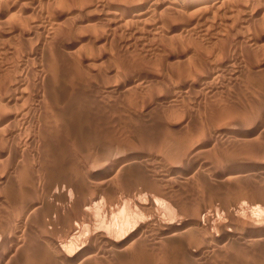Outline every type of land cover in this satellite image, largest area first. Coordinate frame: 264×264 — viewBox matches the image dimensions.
Masks as SVG:
<instances>
[{
	"label": "rangeland",
	"instance_id": "rangeland-1",
	"mask_svg": "<svg viewBox=\"0 0 264 264\" xmlns=\"http://www.w3.org/2000/svg\"><path fill=\"white\" fill-rule=\"evenodd\" d=\"M90 1L68 0L70 9L68 2L55 0L51 9L59 28L46 38L20 33L36 14L30 13L32 7L20 14L19 6H28L25 2L16 4V9L8 13L15 16L13 21L0 26V76L15 74L14 66L21 64L24 69L19 71L23 70L25 82L23 100L10 111L11 116L17 115L13 125L18 136L9 129L0 130V228L14 225L18 229L6 234L0 253L4 263L57 264L55 259L61 256L62 249L70 254L84 248L81 254L89 263L84 260L82 264H165L164 259L169 258L170 264H264V240L244 241L247 237L264 236V0H220L205 24L189 25L188 21L185 27L187 19L181 25L173 19L168 24L173 28L164 25L165 31L159 29L162 31H155L154 36L145 27L146 30L114 25L101 15L94 2L88 4ZM105 2L106 8H111L118 0ZM33 49L40 51L39 60L44 67H54L50 75L35 72L33 62L24 65L26 55ZM207 56L212 61L216 57L215 64L227 62L220 77L212 83H189L198 62L213 64ZM209 67L204 71L214 68ZM186 71L190 73L187 75ZM182 72L187 77L191 75V79L182 76ZM5 112L0 109V113ZM66 116L76 119H72L76 125L59 124L58 118ZM32 120L36 127L33 124L32 128ZM53 122L55 125H51ZM25 136L29 137L27 141ZM39 138H43V143L37 145ZM28 140H33L31 145L36 141V146L30 147ZM10 147L27 151V156L13 160L2 153ZM5 159L8 161L3 164ZM77 166L81 174L91 173V183L82 189L80 197L81 201L90 199L89 212L81 213L74 202L54 203L48 199L35 214L30 212L26 221L18 220V214L27 215L23 206L29 201L26 193L32 191L29 186L34 187V179L50 174L54 178L57 174L56 180L65 179V172L70 171L75 176L80 174ZM155 200L158 204L152 209L149 203ZM161 202L169 203L173 212L169 214ZM256 205L257 210L253 207ZM125 213L129 214L126 225L120 233H110L107 227L116 224ZM203 214L207 215L205 220ZM197 215L203 218L201 227L196 225ZM164 222L187 223L181 229L189 230L187 239L162 240ZM75 223L76 230L70 233L67 227ZM101 230L117 238L132 231L129 241L134 242L121 256H111L109 245L98 236Z\"/></svg>",
	"mask_w": 264,
	"mask_h": 264
},
{
	"label": "bare ground",
	"instance_id": "bare-ground-1",
	"mask_svg": "<svg viewBox=\"0 0 264 264\" xmlns=\"http://www.w3.org/2000/svg\"><path fill=\"white\" fill-rule=\"evenodd\" d=\"M54 1L55 0H0V26L1 25H5V24H9L11 21H13L14 19H15V16L14 15H12V14H8L10 11H14V9H16V7H15V5L16 4H18V3H20V4H22L21 2H25V3H27V5L28 6H19V12H21L20 14L22 15L24 12H27L28 10H29V8H31L30 9V13L32 14H34L35 12H36V14H35V16H33V18H32V20L31 21H29V22H27V26H26V28H22L21 26H19V28H22V29H25V31H23L22 29H20L22 32H20L22 35H26L27 37H32V38H46V36L48 35V34H51V33H53V32H55L58 28H59V25L57 24V20H55V13H53V11H52V9H51V7H52V4L54 3ZM57 1H59V2H68V0H57ZM90 1V0H89ZM247 1H254V0H247ZM70 2V1H69ZM68 2V3H69ZM94 2V4L96 5V9H99L100 10V13H101V15H103L105 18H107L108 20H110L114 25H116V26H120V27H126L127 25H130V26H132V27H135V28H138V27H142V28H148V30L150 31V33L154 36L155 34H154V32L155 31H157V30H159V29H163V28H165L164 27V25H168V24H171V20H173L174 19V21H177L178 23L180 22V25H181V23H184V20H186V24H185V27L186 26H188V21H190V23H189V25L191 24V23H196V24H205L206 23V20L208 19V17H209V15L211 14V10L213 9V7H215L216 6V4L218 3V2H220V0H118V2H116V3H114L115 4V6L114 7H111V8H106V6H107V4H106V2H105V0H91L88 4H90V3H93ZM259 2V1H258ZM248 3V2H247ZM60 5V4H59ZM62 5V4H61ZM66 5H67V3H66ZM71 5V3H69V5H67V7H69ZM85 5V4H84ZM218 5V4H217ZM251 5V4H250ZM73 6V5H72ZM86 6V5H85ZM88 7V6H87ZM245 7V6H244ZM39 8V11L37 10ZM35 9V10H34ZM67 9H69V8H67ZM70 9H71V6H70ZM74 9V8H73ZM57 10V9H56ZM76 10V9H75ZM245 10V9H244ZM216 13V12H215ZM14 14V13H13ZM54 15V16H53ZM235 15V14H234ZM60 16V15H59ZM168 16V17H167ZM216 16V15H215ZM218 17V16H217ZM103 18V17H102ZM17 19V18H16ZM19 19V18H18ZM29 18H27V20H28ZM251 19V18H250ZM108 20H106V21H108ZM26 22V21H25ZM18 23H16L15 25H17ZM73 24V23H72ZM183 25V24H182ZM207 25V24H206ZM170 28H173L171 25H168ZM208 26H209V24H208ZM214 26V25H213ZM14 27H16V26H14ZM75 27V26H74ZM86 27V26H85ZM118 28V27H117ZM144 28V29H145ZM188 28V27H187ZM196 28V27H195ZM194 28V29H195ZM15 29V28H14ZM80 29V28H79ZM82 29V28H81ZM110 29V28H109ZM113 29V28H112ZM111 29V30H112ZM167 29H169V28H167ZM193 29V30H194ZM131 30V29H130ZM139 30H141V29H139ZM146 30V29H145ZM175 30V28L173 29V31ZM197 30V29H196ZM2 31H4V29H2ZM160 31H162V30H159V32ZM163 31H165L164 29H163ZM189 31V30H188ZM231 31V30H230ZM17 32H19V31H17ZM76 32V31H75ZM133 32V31H132ZM142 32V31H141ZM186 32V31H185ZM241 32V31H240ZM0 33H3V32H0ZM19 33V34H20ZM73 33V32H72ZM123 33V32H122ZM162 33V32H161ZM160 33V34H161ZM167 33H168V30H167ZM13 34V33H12ZM147 34H148V32H147ZM150 34V35H151ZM21 35V36H22ZM65 36V35H64ZM65 37H68L67 35L65 36ZM4 38H5V36H4ZM3 39V38H2ZM22 39V38H21ZM66 39V38H65ZM69 40V39H68ZM5 41V40H4ZM15 41V40H14ZM18 41V40H17ZM251 42V41H250ZM9 44V43H8ZM54 45V44H53ZM52 45V46H53ZM10 46V45H9ZM36 47H38L37 46V44L35 45ZM42 46V45H41ZM40 46V47H41ZM55 46V45H54ZM50 48V47H49ZM92 48V47H91ZM18 49V48H17ZM83 49V48H82ZM235 49V48H234ZM33 51V52H32ZM32 51H29L30 53L29 54H27V53H23V54H27L26 55V57H25V62H23L24 63V65H28V63L27 62H33L34 63V70H35V72H41V71H43V72H45L46 74H51V71L54 69V67H52L53 69H51L50 70V68L47 66V64H45V67L42 65V61L40 62V51L38 50V49H33ZM57 51V50H56ZM62 51V50H61ZM17 52V51H16ZM23 52V51H22ZM21 52V53H22ZM80 52V51H79ZM212 52H214V51H212ZM215 52H216V49H215ZM222 52V51H221ZM221 52H219L220 54H221ZM225 52H227V51H225ZM65 53V52H64ZM68 53V52H67ZM108 53V52H107ZM198 55L199 54H201L200 52H196ZM195 53V54H196ZM218 53V55H220ZM223 53V52H222ZM15 54V53H14ZM18 55H19V53H17ZM56 54V53H55ZM58 54V53H57ZM196 54V55H197ZM209 54V53H208ZM241 54V53H240ZM16 55V54H15ZM66 55V54H65ZM192 55V54H191ZM195 55V56H196ZM197 55V56H198ZM211 55H213V54H211ZM210 55V56H211ZM229 55V54H228ZM17 56V55H16ZM15 56V57H16ZM56 56H58V55H56ZM60 56V55H59ZM58 56V57H59ZM62 56H63V54H62ZM162 56V55H161ZM189 56V55H188ZM206 56V55H205ZM209 56V55H208ZM207 56V58H209ZM221 56V55H220ZM69 57V56H68ZM194 57V56H193ZM201 57V56H200ZM63 58V57H62ZM90 58V57H89ZM168 58V57H167ZM189 58H190V56H189ZM188 58V59H189ZM207 58H206V60H207ZM211 58V57H210ZM209 58V62H211V63H213V64H204V65H200L199 64V62H198V64H197V66L196 65H194V66H196L195 67V71H192L193 70V68H192V72L190 73L191 75H192V80L189 82V83H208V81H210V83H212L211 82V80L212 81H215L216 80V77H218L219 75H221L222 73H220L221 71H222V67H224V66H226V63L227 62H225V64L224 63H222V64H220V63H217L216 62V64L214 63L215 61H216V57H214L215 58V61H212L213 60V58H211L210 59ZM191 59V58H190ZM197 59V58H196ZM195 59V60H196ZM219 59V58H218ZM15 60H17V58L15 59ZM194 60V61H195ZM220 60V59H219ZM222 60V59H221ZM10 61V60H9ZM22 61V60H21ZM86 61V60H85ZM200 61V60H199ZM200 62H202V61H200ZM206 62V61H205ZM209 62H207V63H209ZM20 63V62H19ZM163 63V62H162ZM189 63H190V61H189ZM161 64V63H160ZM159 64V65H160ZM220 64V65H219ZM7 66V65H6ZM10 66V65H9ZM89 66V68L91 67L90 65H88ZM88 66H87V68H88ZM209 66H213L214 68L212 69H210L209 71H204V70H207L208 68H210ZM12 67V66H11ZM51 67V66H50ZM193 67V66H192ZM9 68V67H8ZM25 68H27V66L25 67ZM58 68V67H57ZM126 68V67H125ZM20 69H24L23 68V66H21V64H20V66H19V64L17 65V66H14V71H17L15 74H13L12 75V73L11 74H8V72H7V74L5 75H1L0 76V109L2 110V111H4V110H6L7 112H5V113H0V130H2V129H9L10 130V133L11 134H16L17 136H18V130H15V127H14V122H15V119L17 118V115H14V116H11V112H13V111H11L12 109H17L18 107H19V103L18 102H21V100H23V95H25V94H23V92H22V85H24V83L25 82H23V76H22V71L23 70H21V71H19ZM28 69V72H29V68H27ZM27 69H26V71H27ZM86 69V68H85ZM179 69V68H178ZM185 69V68H184ZM10 70V69H9ZM55 70V69H54ZM89 70V69H88ZM4 71V70H3ZM64 71V70H63ZM182 71H184V70H182ZM188 71H190V70H188ZM188 71H186V73H187V75L189 74L188 73ZM30 72H31V70H30ZM59 72V71H58ZM183 73V72H182ZM186 73H183L184 75H182V76H185L186 75ZM226 73V72H225ZM224 73V74H225ZM25 74H26V72H25ZM31 74H32V72L31 73H29L28 75H29V79H31L32 78V76H31ZM49 74V75H50ZM194 74V75H193ZM223 74V75H224ZM24 75V74H23ZM27 75V74H26ZM176 75V74H175ZM191 75H189L190 77H191ZM25 76V75H24ZM31 77V78H30ZM185 77H187V76H185ZM190 77H187V78H190ZM220 77V76H219ZM222 77V76H221ZM40 79H41V76L39 77ZM44 78V77H43ZM47 78V77H46ZM180 78V77H179ZM182 78V77H181ZM184 78V77H183ZM187 78H186V80H187ZM34 79V78H33ZM32 79V80H33ZM40 79H38V81L40 80ZM191 79V78H190ZM222 79V78H221ZM36 80H37V78H36ZM36 80H34V81H30L31 82V84H33L34 82H36ZM42 80V79H41ZM166 80V79H165ZM176 80H177V78H176ZM184 80H185V78H184ZM43 81V80H42ZM23 82V83H22ZM33 82V83H32ZM180 82V81H179ZM38 83V82H37ZM171 83V82H170ZM175 83V82H174ZM29 84V83H28ZM171 86H173L172 84H171ZM210 87H211V85H210ZM51 88V87H50ZM58 88V87H57ZM141 88V87H140ZM126 89V88H125ZM196 90V89H195ZM264 90V89H263ZM208 91V90H207ZM171 92V91H170ZM263 92V91H262ZM36 93V92H35ZM161 93H162V91H161ZM184 93V92H183ZM196 93V92H195ZM29 94V93H28ZM39 94V93H38ZM176 94V93H175ZM262 94H264V93H262ZM179 95V94H178ZM194 95V94H193ZM32 96H33V94H32ZM60 96V95H59ZM67 96V95H66ZM25 98V97H24ZM27 98V97H26ZM49 98V97H48ZM208 98V97H207ZM29 99V98H28ZM36 99H39V98H36ZM30 100H32V99H30ZM35 100V99H34ZM33 100V101H34ZM56 100H57V98H56ZM27 101V100H26ZM25 101V102H26ZM35 101H37V100H35ZM34 101V102H35ZM40 101H42V100H40ZM24 101H23V104L25 103ZM31 102V101H30ZM45 102V101H44ZM50 102V101H49ZM83 102V101H82ZM264 102V101H263ZM37 103H39V102H37ZM36 102L34 103V104H36V105H38ZM170 103V102H169ZM12 104V105H11ZM20 104H22V103H20ZM149 104V103H148ZM35 105V106H36ZM16 106H18V107H16ZM23 106L24 105H21V108H23ZM34 108V107H33ZM254 108H256L255 106H254ZM20 109V108H19ZM18 109V110H19ZM39 109V108H38ZM261 109H263V108H261ZM17 110V111H18ZM256 110V109H255ZM11 111V112H10ZM22 111V110H21ZM34 111V110H33ZM40 111V110H39ZM264 111V110H263ZM260 112V111H259ZM40 113V112H39ZM38 113V114H39ZM254 113V112H253ZM252 112H251V114H253ZM258 113V112H257ZM36 114V113H35ZM37 114V115H38ZM44 114V113H43ZM262 114V113H261ZM19 115V114H18ZM29 115V114H28ZM32 115H33V113H32ZM248 115V114H247ZM249 115H250V113H249ZM253 115H255V114H253ZM24 117H27V116H24ZM24 117H22V118H24ZM34 117V116H33ZM33 117H32V119H33ZM36 117V116H35ZM38 117H40L41 118V116H38ZM56 118H57V116H55ZM54 117V118H55ZM59 117V116H58ZM260 117V116H259ZM30 119H31V116L29 117ZM55 118V119H56ZM26 119V118H25ZM35 119V118H34ZM33 119V120H34ZM43 119V118H42ZM41 119V120H42ZM53 119V118H52ZM72 119H74V118H72ZM72 119H69V118H67V116L66 117H61V118H58V120L60 121L59 122V124H61V123H66V126H67V123L69 124V123H72V124H74V126L76 125L75 123V121H77L76 119H74L73 121H72ZM257 119V118H256ZM19 120H20V118H19ZM33 120H32V128H33V124H35V122L33 123ZM54 120V119H53ZM58 120H56V121H58ZM30 121V120H29ZM49 121V120H48ZM55 121V120H54ZM81 122V121H80ZM25 123V122H24ZM38 123H40L39 125L40 126H42L43 124L38 120ZM44 123V122H43ZM18 124H20V122L18 123ZM42 124V125H41ZM55 125V123L53 122L51 125ZM28 125H30V124H28ZM39 125H37L38 127H39ZM45 126H47L46 124H44ZM48 125H50V124H48ZM71 125V124H70ZM69 126V125H68ZM30 127V126H29ZM35 127H36V124H35ZM34 127V128H35ZM58 127V126H57ZM62 127V126H61ZM69 127H73V126H69ZM77 127V126H76ZM75 128V127H74ZM27 129H28V127H27ZM31 129V128H30ZM29 129V130H30ZM37 129V128H36ZM61 129V128H60ZM77 129V128H76ZM39 130V129H38ZM67 130V129H66ZM74 130V129H73ZM77 130H79V129H77ZM76 130V131H77ZM263 130V129H262ZM26 131V130H25ZM42 131V130H41ZM58 131V130H57ZM30 132V131H29ZM37 132V131H36ZM41 134H42V132H41ZM40 134V135H41ZM0 135H1V132H0ZM3 135V134H2ZM29 135H31V134H29ZM32 135H33V132H32ZM43 135V134H42ZM33 137V136H32ZM34 137L36 138V135H34ZM39 137V136H38ZM42 137V136H41ZM40 137V138H41ZM26 138H29V137H26L25 136V139ZM40 138H39V140H40ZM209 138V137H208ZM254 138V137H253ZM34 139V138H33ZM37 139V138H36ZM43 139V138H42ZM42 139L40 140V141H38L37 142V145H39L38 143H43L42 142ZM72 140L74 139V138H71ZM154 139V138H153ZM6 140H7V138H6ZM226 140V139H225ZM2 141V140H1ZM26 141H27V139H26ZM29 141V140H28ZM242 141H244V140H242ZM250 141V140H249ZM7 141H5V142H3V143H6ZM17 142V141H16ZM33 142V140H30L29 141V144L31 145V143ZM72 142V141H71ZM74 142V141H73ZM76 142V141H75ZM74 142V143H75ZM82 142V141H81ZM1 143V142H0ZM23 143V142H22ZM25 143H27V142H25ZM92 143V142H91ZM205 143V142H204ZM241 143H244V142H241ZM28 144V145H29ZM33 144H35L34 145V147L36 146V141L33 143ZM32 144V145H33ZM41 144H40V146L39 147H41ZM76 144V143H75ZM183 144V143H182ZM6 145H7V143H6ZM32 145L30 146V147H32ZM80 145V144H79ZM174 145V144H173ZM18 146H19V144H18ZM77 146V145H76ZM196 146V145H195ZM33 147V148H34ZM38 147V146H37ZM36 147V148H37ZM45 148V147H44ZM85 148V147H84ZM80 149V148H79ZM41 150V152H42V150L43 149H39V151ZM193 150H196V149H194V147H193ZM2 151V150H1ZM37 151V150H36ZM68 152V151H67ZM2 153H4V155H6V156H9L10 158H12L13 160H18V158H21L22 157V155L24 154V155H26L27 156V151H24V150H18V149H16V148H8V149H6L4 152H2ZM43 153V152H42ZM44 153H45V151H44ZM43 153V154H44ZM39 154V153H38ZM42 154V155H43ZM51 154V153H50ZM81 154V153H80ZM195 154V153H194ZM3 155V156H4ZM29 155V154H28ZM41 155V154H40ZM39 155V156H40ZM45 155V154H44ZM72 155V154H71ZM192 155V154H191ZM87 156V155H86ZM8 157V158H9ZM50 157V156H49ZM64 157V156H63ZM7 158V157H6ZM7 158V159H8ZM39 159H40V157H39ZM42 159V158H41ZM92 159V158H91ZM9 160V159H8ZM8 160H2V163L4 164V161H8ZM62 160V159H61ZM65 160V159H64ZM12 161V160H11ZM26 161V160H25ZM45 161V160H44ZM43 161V162H44ZM51 161V160H50ZM42 162V161H41ZM41 162H40V164H41ZM42 162V163H43ZM47 162H48V160H47ZM75 162V161H74ZM82 162V161H81ZM94 162V161H93ZM31 163V162H30ZM50 163H52V162H50ZM131 163V162H130ZM14 164V163H13ZM73 164V163H72ZM80 164V163H79ZM86 164H88V163H86ZM129 164V163H128ZM16 165V164H15ZM18 165V164H17ZM28 165V164H27ZM42 165V164H41ZM74 165V164H73ZM83 165H84V162H83ZM141 165V164H140ZM13 166V165H12ZM43 166V165H42ZM50 166V165H49ZM53 166V165H52ZM87 166V165H86ZM99 166V165H98ZM2 167V166H1ZM3 167H4V165H3ZM45 167H46V165H45ZM61 167V166H60ZM72 167V166H71ZM79 166H77L76 167V171H77V168H78ZM88 167V166H87ZM86 167V168H87ZM9 168H10V166H9ZM8 168V169H9ZM13 168H15L14 166H13ZM47 168V167H46ZM52 168V167H51ZM64 168V167H63ZM85 168V169H86ZM1 169V168H0ZM3 169H5V168H3ZM3 169H2V171H3ZM6 169H7V167H6ZM59 169V168H58ZM73 169V168H72ZM79 169H80V167L78 168V171H79ZM122 169V168H121ZM125 169V168H124ZM29 170V169H28ZM62 169H60V171H61ZM65 170V169H64ZM68 170V169H67ZM83 169L81 168V171H82ZM104 170V169H103ZM17 171V170H16ZM39 171V170H38ZM69 171V170H68ZM74 171V170H73ZM75 171V173H77ZM95 171V170H94ZM94 171H92V172H94ZM110 171V170H109ZM124 171V170H123ZM31 172V171H30ZM33 172V171H32ZM56 172V171H55ZM59 172V171H58ZM57 172V173H58ZM80 172V171H79ZM83 172V171H82ZM96 172V171H95ZM121 172V171H120ZM65 173H67V177L65 178V179H63L64 177H62V176H60V177H62L61 179H63V180H58L59 179V177H58V179L56 180V177H57V174H55V178L53 177V176H51V174L50 175H46V176H43L42 177V175H39V176H41V178L39 177V176H37V177H39V178H37L35 181L33 180L32 181V183H33V185H34V187L33 186H29V188L32 190H30L31 192H30V194H29V192L28 193H26L27 194V197H29V201L28 202H26L25 204H24V208H25V210H26V212H27V215L25 216V214H22V215H24V216H21V213L20 214H18V215H20V216H18V220L20 221V222H24V220L28 217V215H29V213L30 212H32L31 214L33 215V214H35V211H37L38 209H40L41 208V206L42 205H44V204H46L45 202V200H51L52 202H63V203H69V202H74V204H75V206H76V208H80L82 211H80L81 213L82 212H89V208L91 207H89V205H90V199H88L87 201L85 200V199H83L82 201L80 200L81 198V193H82V189H86L85 187L89 184V183H91V181H90V178H91V173L90 174H81V172H80V174H77V175H73V173H72V171H70L69 173L68 172H65ZM74 173V174H75ZM98 173H101V170H99L98 171ZM138 173V172H137ZM0 174H1V172H0ZM6 174V173H5ZM31 174V173H30ZM92 174H94V173H92ZM3 175V174H2ZM14 175V174H13ZM43 175H44V173H43ZM263 175V174H262ZM29 176H32V175H29ZM28 176V178H30ZM264 176V175H263ZM2 176H0V182L2 181V179L3 178H1ZM6 177V176H5ZM9 177V176H8ZM27 177V176H26ZM26 177H25V179H26ZM33 177V176H32ZM177 181L179 180V177H176L175 178ZM5 181H7V180H5ZM4 181V182H5ZM25 182H26V180H24ZM104 181V180H103ZM102 181V182H103ZM119 181V180H118ZM169 181V180H168ZM176 181V182H177ZM182 181V180H181ZM180 181V182H181ZM31 182V181H30ZM101 182V183H102ZM175 182V181H174ZM7 183V182H6ZM9 183V182H8ZM23 183V182H22ZM35 183V184H34ZM96 183V182H95ZM202 184H204V183H202ZM4 185H5V183H4ZM36 185V186H35ZM90 185V184H89ZM96 185V184H95ZM6 186V185H5ZM32 187H33V189H32ZM99 187V186H98ZM3 188V187H2ZM27 188V187H26ZM88 188V187H87ZM96 188V187H95ZM23 190H24V188H22ZM22 189H19V190H21L22 191ZM98 189V188H97ZM18 190V191H19ZM26 190V189H25ZM2 189H1V193H2ZM4 192H6V189H5V191ZM3 192V193H4ZM15 192V191H14ZM16 192H17V190H16ZM21 193H23V192H21ZM17 194H18V192H17ZM20 194V193H19ZM25 194V193H24ZM11 195V194H10ZM9 195V196H10ZM22 195V194H21ZM21 195H19L20 196V198H21ZM85 195V194H84ZM5 196V195H4ZM15 196V195H14ZM86 196V195H85ZM85 196H84V198H85ZM97 196V195H96ZM1 197V196H0ZM27 197H25V200H26V198ZM8 198V197H7ZM33 198V199H32ZM40 198V201L38 200ZM92 198H94V197H92ZM135 198V197H134ZM140 198V197H139ZM14 199V198H13ZM22 199V198H21ZM23 199H24V197H23ZM28 199V198H27ZM165 199V198H164ZM42 200V201H41ZM44 200V201H43ZM93 200V199H92ZM97 200V199H96ZM99 200V199H98ZM4 201V200H3ZM20 201V200H19ZM51 201H49V202H51ZM158 200H155V201H151V203H149L150 204V206H151V208L154 206V204L156 205V204H158V202H157ZM9 203H10V199H9ZM11 204V203H10ZM161 204L163 205V207L165 208V210L167 211V212H169V214H170V212L172 213L173 211V209H172V206L169 204V203H166V202H161ZM21 205H22V203H21ZM49 205V204H48ZM54 205V204H53ZM53 205H52V207H53ZM59 205V204H58ZM62 205V204H61ZM161 205V206H162ZM10 206V205H9ZM1 207H2V205H1ZM11 207V206H10ZM16 207H18V206H16ZM22 207V206H21ZM23 207L21 208V209H23ZM40 207V208H39ZM60 207V206H59ZM58 207V208H59ZM62 207H64V206H62ZM256 210H257V208L256 207H258L257 205L256 206H253ZM12 208H13V206H12ZM45 208V207H44ZM57 208V209H58ZM94 208V207H93ZM142 208V207H141ZM197 208H198V206H197ZM248 208V207H247ZM246 208V209H247ZM250 208V207H249ZM248 208V209H249ZM60 209V208H59ZM74 210H75V208H73ZM72 209V210H73ZM92 209V208H91ZM153 209V208H152ZM201 209V208H200ZM254 209V210H255ZM258 209H259V207H258ZM20 210V209H19ZM47 210V209H46ZM65 210V209H64ZM198 210V209H197ZM238 210V209H237ZM2 211V210H1ZM51 211H52V209H51ZM58 211V210H57ZM78 211V210H77ZM94 211V210H93ZM239 211V210H238ZM242 211V210H241ZM246 211V210H245ZM22 212V211H21ZM56 212V211H55ZM37 213H40L39 211L37 212ZM45 213V212H44ZM48 213V212H47ZM201 213H204V210H203V212H201ZM243 213V212H242ZM258 213V212H257ZM42 214V213H41ZM75 214V213H74ZM80 214V213H79ZM195 214V213H194ZM206 214V213H205ZM236 214V213H235ZM238 214V213H237ZM253 214V213H252ZM255 214V213H254ZM93 215V214H92ZM128 215L129 214H124L123 216H121V218H119V220H118V222L116 223V224H113V226L112 227H107L108 228V231H110V233L112 232H114V233H120V231L123 229V227L126 225V223L128 222ZM198 215H200V214H198ZM197 215V216H198ZM232 215H234V213H232ZM244 215V214H243ZM10 216H12V215H10ZM55 216V215H54ZM75 216V215H74ZM155 216V215H154ZM158 216V215H157ZM202 216V215H201ZM203 216H204V214H203ZM234 216H236V218H237V215H234ZM233 216V217H234ZM239 217L241 216V215H238ZM16 217V216H15ZM38 217V216H37ZM48 217H49V215H48ZM66 217H68V216H66ZM65 217V218H66ZM156 217V216H155ZM159 217V216H158ZM199 217V216H198ZM205 217H207V215L206 216H204V219L203 218H198L195 222H196V225H200L201 223V221H200V219L202 220H205ZM232 217V218H233ZM255 217V216H254ZM253 217V218H254ZM12 218V217H11ZM14 218V217H13ZM45 218V217H44ZM70 218V217H69ZM157 218V217H156ZM235 218V219H236ZM34 219V218H33ZM36 219V218H35ZM35 219H34V221H35ZM43 219V218H42ZM47 219V218H46ZM49 219H51V218H49ZM194 219V218H193ZM196 219V218H195ZM245 219V218H244ZM18 220H16V221H18ZM28 220V219H27ZM32 220V219H31ZM40 220V219H39ZM48 220V219H47ZM53 220V219H52ZM71 220H72V217H71ZM145 220V219H144ZM166 220V219H165ZM190 220V219H189ZM202 220V221H203ZM208 221H209V219H207ZM234 220V219H233ZM243 220V219H242ZM12 221V220H11ZM26 221V220H25ZM30 221V220H29ZM29 221H27V222H29ZM56 221V220H55ZM191 221H192V219H191ZM219 221V220H218ZM243 221H245V223H246V221L247 220H243ZM257 220H255V222H256ZM7 222H9V221H7ZM43 222V221H42ZM73 222V221H72ZM184 222V221H183ZM2 223H3V221H2ZM31 223V221L29 222V224ZM35 223H36V221H35ZM39 223V222H38ZM68 223V222H67ZM141 223V222H140ZM140 223H138V224H140ZM165 223V222H164ZM244 223V222H243ZM254 223V222H253ZM0 224H1V222H0ZM7 224V223H6ZM41 224V223H40ZM44 224H47V222L45 223V219H44ZM49 224V223H48ZM52 224V223H51ZM55 223L53 222V225H54ZM137 224V223H136ZM144 224V223H143ZM193 224V223H192ZM222 224V223H221ZM237 224V223H236ZM251 223H249V225H250ZM256 223H254V227L256 226L255 225ZM3 225V224H2ZM1 225V226H2ZM8 225V224H7ZM28 225V224H27ZM42 225H43V223H42ZM42 225H41V227H42ZM50 225V224H49ZM52 225V226H53ZM56 225V224H55ZM187 225V223H176V224H174V223H168V224H163L162 226H163V229H164V231L160 234L161 235V239L162 240H169V241H171V240H173V241H178V239H181V238H183V237H185L186 238V236L188 235V232H189V230L188 231H183V230H181L183 227H185ZM202 226H203V224H201ZM201 225H200V227H201ZM218 225H220V224H218ZM25 226V225H24ZM40 225H38V227H39ZM152 226H154V224L152 225ZM161 226V227H162ZM251 226V225H250ZM3 227V226H2ZM17 227V226H16ZM14 225H12V226H9V227H7V229L5 228V229H1L0 228V233H1V237H0V253H1V250H2V247H3V245H4V241H5V237H6V234L9 232V231H12V233H16L17 232V228H16ZM49 227V226H48ZM76 227H77V225H76V223L75 224H71L70 226H68L67 228L69 229V232L70 233H74V231L76 230ZM145 227V226H144ZM196 227V226H195ZM207 227H208V225H207ZM252 227V226H251ZM250 227V228H251ZM257 227V226H256ZM255 227V228H256ZM262 227H263V225H262ZM139 228H140V226H139ZM142 228V227H141ZM199 228V227H198ZM222 228V227H221ZM220 228V229H221ZM225 228V227H224ZM42 229V228H41ZM40 228H39V230H41ZM45 229V228H44ZM43 229V230H44ZM160 229V228H159ZM202 229H204V228H202ZM201 229V230H202ZM226 229V228H225ZM252 229V228H251ZM42 230V231H43ZM107 230V229H106ZM194 230V229H193ZM199 230V229H198ZM197 230V231H198ZM207 230H208V228H207ZM258 230V229H257ZM21 231V230H20ZM68 231V230H67ZM160 231V230H159ZM224 231V230H223ZM228 231H229V229H228ZM234 231H236V230H234ZM19 232V231H18ZM155 232V231H154ZM218 232V231H217ZM227 232V231H226ZM142 233V232H141ZM192 233V232H191ZM194 233V232H193ZM192 233V234H193ZM199 233H201V231L199 232ZM199 233H197V235L199 234ZM204 233V232H203ZM208 233H210V231L208 232ZM253 233V232H252ZM20 234V233H19ZM128 235L127 236H125V237H120V236H118V237H120V238H117V237H114L113 235H111V234H109L107 231H103V230H101V232L98 234V236L101 238V240H102V242H104L106 245H109V255H111V256H119L120 254L122 255V253L123 252H125L127 249H129L131 246H132V243L134 242V241H129V238H131L132 236H133V234H134V232H132V231H130V232H128L127 233ZM231 234V233H230ZM145 235V234H144ZM152 235V234H151ZM212 235V234H211ZM263 235V234H262ZM12 236V235H11ZM96 236V235H95ZM141 236V235H140ZM191 236V235H190ZM233 236V235H232ZM253 236V235H252ZM8 237V236H7ZM15 237V236H14ZM98 237V238H99ZM139 237V236H138ZM214 237V236H213ZM224 237V236H223ZM136 238V237H135ZM140 238H142V237H140ZM149 238V237H148ZM151 238V237H150ZM153 238V237H152ZM191 238V237H190ZM209 238V237H208ZM212 238V237H211ZM246 238V237H245ZM97 239V238H96ZM160 239V240H161ZM187 239V238H186ZM215 239V238H214ZM91 240V239H90ZM141 240V239H140ZM140 240H136V241H140ZM142 240H144V239H142ZM152 240V239H151ZM182 240V239H181ZM190 240V239H189ZM198 240V239H197ZM235 240V239H234ZM242 240H244V239H242ZM262 240H264V236H253V237H250V238H246L244 241L246 242V243H254V242H259L260 243V241H262ZM168 241V243H170ZM182 241H184V240H182ZM187 241V240H186ZM194 241H195V239H194ZM243 241V242H244ZM189 242V241H188ZM262 242H264V241H262ZM14 243V242H13ZM18 243V242H17ZM137 243H141V241L140 242H137ZM165 243H166V241H165ZM164 242H163V244H165ZM194 243V242H193ZM196 243V242H195ZM238 243V242H237ZM241 243H242V241H241ZM102 244V243H101ZM100 244V245H101ZM136 244V243H135ZM143 244V243H142ZM145 244H147L148 245V242L147 243H144V245ZM151 244V243H150ZM156 244V243H155ZM187 244V243H186ZM7 245V244H6ZM57 245H59V244H57ZM56 245V246H57ZM161 245V244H160ZM159 245V246H160ZM232 245V244H231ZM257 245V244H256ZM260 245V244H259ZM134 246H136V245H134ZM137 246H138V244H137ZM143 246V245H142ZM150 246V245H149ZM165 246V245H164ZM212 246V245H211ZM220 245H218V244H216V248H218ZM226 246V245H225ZM238 246V245H237ZM251 246H253L252 244H251ZM258 246V245H257ZM161 247V246H160ZM163 247V246H162ZM181 247V246H180ZM19 248V247H18ZM58 248V247H57ZM104 248V247H103ZM107 248V249H108ZM135 248V247H134ZM133 247L131 248V249H134ZM61 249H62V246H61ZM83 249L84 248H80V249H78V250H76L74 253H66V251L64 250V249H62L61 250V256L59 257V258H57L56 257V259H55V261H56V263L57 264H78V263H81L82 261H84L85 259H87L86 257H84L83 258V254H81V252L83 251ZM182 249H183V247H182ZM219 249V248H218ZM244 249V248H243ZM58 250V249H57ZM59 250H60V248H59ZM97 250V249H96ZM135 250V249H134ZM133 250V251H134ZM137 250V249H136ZM135 250V251H136ZM65 251V252H64ZM176 251V250H175ZM186 251V250H185ZM219 251H222L221 249L219 250ZM98 253H99V251H98ZM129 253V252H128ZM192 253V252H191ZM250 253V252H249ZM2 254V253H1ZM0 254V264H5L4 263V259H3V255H1ZM7 254V253H6ZM52 254V253H51ZM57 254H58V251H57ZM57 254L55 255V256H57ZM92 255V254H91ZM120 255V256H121ZM3 256V257H2ZM54 256V255H53ZM97 256V255H96ZM125 256V255H124ZM190 256H191V254H190ZM192 256H194V254H192ZM191 256V257H192ZM196 256V255H195ZM88 257V256H87ZM92 257H94V256H92ZM7 258V257H6ZM9 258V257H8ZM53 258V257H52ZM119 258H121V257H119ZM188 258H189V256H188ZM187 258V259H188ZM94 259H96V258H94ZM170 259V258H169ZM169 259H167V260H169ZM54 260V259H53ZM90 260V259H89ZM96 260H98V259H96ZM116 260V259H115ZM118 260V259H117ZM165 261V259H164V261H163V263L165 262V264H170V260L169 261ZM172 260V259H171ZM6 261V260H5ZM29 261V260H28ZM54 261V262H55ZM87 260H85L84 261V263L86 262ZM122 261V260H121ZM120 261V262H121ZM142 261H147V260H141L140 262H142ZM151 261H152V259H151ZM190 261V260H189ZM194 261V260H193ZM88 263H89V261H87ZM114 262V261H113ZM119 262V261H118ZM132 262V261H131ZM172 262H174V260L172 261ZM87 263V264H88ZM190 263V262H189ZM194 263V262H193ZM53 264V263H52ZM82 264V263H81ZM132 264H139L138 262L136 263H132ZM171 264H173V263H171Z\"/></svg>",
	"mask_w": 264,
	"mask_h": 264
}]
</instances>
